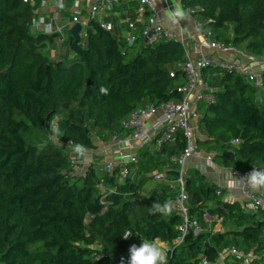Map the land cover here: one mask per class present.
Here are the masks:
<instances>
[{"label":"trees","instance_id":"16d2710c","mask_svg":"<svg viewBox=\"0 0 264 264\" xmlns=\"http://www.w3.org/2000/svg\"><path fill=\"white\" fill-rule=\"evenodd\" d=\"M181 5L198 9L195 15L206 21L201 30L233 28L231 39H215L264 57V0H181ZM37 16V7L21 0H0V264H121L122 258L126 264L130 246L142 240L168 244L169 264H216L230 248L252 252L251 264H259L264 208L246 212L241 202L225 200L227 191L217 196V185L200 171L189 172L187 179L190 214L205 229V215L223 218V230L190 232L174 245L182 236L181 216L173 210L153 213L151 207L174 195L161 184L150 188L154 178L144 175L141 165L134 180L106 177L104 192L94 166L71 177L65 149L33 136L57 120L64 144L92 151L94 132L100 139L123 132L120 123L137 108L179 101L177 89L186 81L183 46L169 40L127 47L92 21L83 38L65 32L71 60H53L46 46L55 37L32 32ZM210 71L218 73L220 89L201 118L205 138L198 146L219 148L215 159L226 167L264 169V84L259 105L257 91L243 76ZM233 140L240 144L231 147ZM183 146L180 137L156 157L177 154ZM231 152L234 157L226 158ZM125 233L132 236L124 239Z\"/></svg>","mask_w":264,"mask_h":264},{"label":"built area","instance_id":"2783aa9c","mask_svg":"<svg viewBox=\"0 0 264 264\" xmlns=\"http://www.w3.org/2000/svg\"><path fill=\"white\" fill-rule=\"evenodd\" d=\"M21 1L24 4L37 7V21H34L32 28L38 34L40 27H45L46 32L44 34L55 37L53 44H56L61 51V48L67 43L65 35L67 29L60 24L61 10L65 7V0ZM137 1V12L140 15L146 14V20L142 21L140 29H138L137 22H129L127 26L131 34L125 42L119 36L117 39L127 47H132L138 42L145 46H155L169 40L179 42L186 52V61L181 65L186 81L177 89L181 99L172 102L147 103L134 110L129 118L120 123L123 132L118 131L110 135L108 151L112 153L111 159L99 162L94 150L87 152L82 161L70 158L71 168L68 175L71 177L84 175L89 167L94 166L101 175L99 187L106 192L109 191L106 185V177L115 179L117 182L136 178L140 163L139 152L152 146L154 153L161 154L165 147L175 145L177 140L182 137L184 142L182 150L177 154L168 156L169 162L174 168L156 170L151 174L156 183L165 186L174 195L173 211L177 212L183 220L180 225L182 236L175 241V244L180 245L184 236L190 232L195 235L205 230L215 233L221 232L222 230H218L215 226L221 227L223 224V218H210L209 215H205L204 223L208 225V228L205 229L201 222L190 214L191 204L187 191L188 161L198 155V140L203 138L199 134V123L203 112L216 102L214 91L204 83L203 73L217 69L243 76L255 88L257 97L260 99L264 74L262 70H257L252 65L242 61V59L247 58L248 52L233 44L215 39L211 28L200 29V45L194 51L191 48L192 40L184 31L182 23L184 19L174 20L176 29L167 28L161 19V8L157 0ZM121 2L122 0H74L70 29L76 24H80L79 38H83L90 22L95 21L103 30L114 35L115 26L112 22L106 21L105 16ZM163 2L165 10H171L176 4L182 7L181 0H175L173 5L170 4L169 0H163ZM47 3H52L54 10V13H49V18L45 8ZM185 11L187 17L193 19L198 9ZM53 44H47L46 51L51 53ZM210 53L219 54L220 57H212ZM56 55H60V53L58 52ZM222 55H229L232 60L225 59ZM262 58L264 59V57ZM171 77H174V73L171 74ZM239 144V140H233L229 145L236 147ZM66 145L74 150L75 146L71 142ZM217 155V153H209L205 157V163L200 168L201 171L216 170L222 174L225 186L217 187L214 193L221 196L225 190L227 191L226 198L234 202L235 199L228 193L239 188L241 203L246 212L264 208V188L253 189L248 185L246 176L253 168H259L254 166L246 171L229 168L216 161ZM117 169H119L118 172ZM232 256L243 261L242 264H251L253 261V254L248 255L236 248H230L221 253L216 264H233L229 261ZM202 264L211 263L203 261ZM259 264H264V254L261 256Z\"/></svg>","mask_w":264,"mask_h":264},{"label":"crops","instance_id":"0c3cea01","mask_svg":"<svg viewBox=\"0 0 264 264\" xmlns=\"http://www.w3.org/2000/svg\"><path fill=\"white\" fill-rule=\"evenodd\" d=\"M81 1H84V0H81ZM157 1H158V3H160L161 0H157ZM73 2H74V0H65V7L61 11L62 19L60 21V24L62 26H64L67 30H70V23H71V19L73 17V11H72ZM47 4H50L51 7L53 8L52 3H47ZM137 5H138L137 0H122L121 4L116 5L114 10H112L111 12L106 14V16H105V20L108 22H112L115 26L114 36L115 37L119 36L120 38H122L123 42H125L126 38L131 34V31L128 29L127 24L129 22H137L138 29H140L142 21H145L147 18L146 14H144V15L138 14V12H137L138 6ZM83 7H84V5H83ZM67 14H70V16H68ZM197 16H200V15H195L194 18ZM161 19L163 20V22L167 28H175L176 29V27H175L176 24H175L174 20L168 18L165 9L161 10ZM187 19H188V17H187ZM187 19L184 18V21L182 22L183 27H184L185 34L191 38V40H192L191 48L195 51V50H197L198 46L200 45V37H199V33L201 32L200 26L205 25L206 21L203 20L202 22L197 23L196 20H195V22L192 20L194 22V28H193V30H190L184 26ZM212 31H213L214 36L219 35V36H223L227 39H231L233 37V28L232 27H230V28L228 27V28L220 30V31L212 29ZM52 47H53V51L50 53L51 58L53 60H62L61 55H56L58 52L61 54L59 47L56 44H53ZM54 51H56V53H54ZM210 55L212 57H215V58L220 57V55L216 54V53H210ZM222 57L225 59L232 60V58L229 55H222ZM242 61L247 62L248 64L252 65L257 70H262V71L264 70V59L263 58L255 57V56L248 53L247 58L245 60L242 59ZM211 74H212L211 71H207V72L203 73L204 83H206L210 87V89L213 91L219 90L220 88L218 86H215V83L211 81L212 77H213ZM213 83H214V85H213ZM262 95L263 94L261 92V97H262ZM203 114H204V112H203ZM199 131H200L199 134L202 135L203 138H205L203 135L201 122L199 123ZM94 151L96 153L95 154L96 158L99 162H102L106 159H111V157H112V153L110 151H108V145H105L102 141L95 143ZM87 152H90V151H87ZM152 152H154L152 146L145 148L144 150L139 152V160H140L139 165H141L140 169L142 171H146L148 169H151L152 167L161 166L158 169H152L151 172L149 174H147L146 176H151V174L153 172H155L156 170H164V169L169 170V169L174 168V166L169 162L168 154L163 155V159L160 160V159L152 158L151 157ZM208 152L218 154V153H220V149L217 148V149H215V151H213V149L212 150L209 149ZM209 153H207V155ZM155 155H157V154L155 153ZM207 155L206 154L205 155L199 154V155L195 156L194 158H191L188 161V172H195V171L202 172L200 170V168L205 163V157ZM198 157H200V159H201L199 161V163H197ZM218 163L221 164L220 162H218ZM199 164H201V165H199ZM138 170H139V168H138ZM206 171H204V175L207 176L209 179H211L217 185V187H224L225 186V181H224L221 173H219L216 170H210L211 174H208ZM153 184L154 185H152V186L150 185V188H153L156 185H158V183H153ZM228 194H230L231 197H233L235 199L234 201L239 200L237 198L238 195H240V197H241V192H240L239 188L238 189L235 188L234 190H232ZM225 200L229 201L228 198H225ZM230 202H233V201H230ZM219 229L223 230V227L219 226L218 230ZM251 254H253V253L252 252L248 253V255H251ZM234 260L235 259H233L232 257L229 259V261L233 264H242L243 263V261L239 260L238 262H235Z\"/></svg>","mask_w":264,"mask_h":264},{"label":"clouds","instance_id":"9594fccd","mask_svg":"<svg viewBox=\"0 0 264 264\" xmlns=\"http://www.w3.org/2000/svg\"><path fill=\"white\" fill-rule=\"evenodd\" d=\"M166 14L169 19L176 21L187 18L186 11L179 4H176L171 10H166ZM100 92L107 95L109 90L102 86ZM51 131L54 135H58V126L55 123L51 125ZM86 151L87 149L84 145L77 144L74 147V153L79 157H83L86 154ZM246 176L248 185L253 189L264 188V169L253 168V170ZM151 207L153 213L169 215L173 210V202L165 201L160 203L159 201H156ZM129 236H132L131 233H125L123 238L127 239ZM129 253L130 257L126 264H169L166 249L156 241L142 240V243L139 246L135 244L131 245ZM121 264H125L123 258Z\"/></svg>","mask_w":264,"mask_h":264},{"label":"rangeland","instance_id":"374dc122","mask_svg":"<svg viewBox=\"0 0 264 264\" xmlns=\"http://www.w3.org/2000/svg\"><path fill=\"white\" fill-rule=\"evenodd\" d=\"M170 1V4L171 5H173L174 3H175V0H169ZM159 4V7L160 8H162V9H165V6H164V2H163V0H161L160 1V3H158ZM40 8H43L42 6H40ZM46 10H47V17L49 18L50 16H49V13H54V10H53V8L51 7V5L50 4H47L46 5ZM161 9V10H162ZM62 11V10H61ZM195 22V20L197 21V23H200V22H202L204 19L202 18V17H200V16H197V17H195V18H193V19H190V18H188L187 19V21L185 22V24H184V26L186 27V28H188V29H190V30H193V28H194V22ZM35 21H37V19H35ZM230 28V27H229ZM32 32L34 33V34H37V31H34V28H32ZM46 32V28L45 27H43V26H41L40 27V29H39V33H45ZM232 33V32H231ZM138 49H139V46H137V48H135L134 50H130L129 51V58H132V57H134L135 55H136V53L138 52ZM54 53H56V51H54ZM61 58H62V60H65L66 62H69V60H71V58H72V53L70 52V48H69V46L67 45V44H65L62 48H61ZM212 74V82H214V83H218L219 82V76H218V73L216 72V71H212L211 72ZM218 76V77H217ZM214 83H213V85H214ZM257 103L259 104V105H261V100L258 98V101H257ZM53 123H55L56 125H57V120H55V122H53ZM33 136L36 138V139H38L39 140V142L41 143V144H45V143H47V142H52V143H57V144H59V145H61L64 149H65V151L67 152V154L69 155V157L70 158H72V159H75L76 161H79V160H81L82 161V158L83 157H79V156H77L75 153H74V150L71 148V147H69V146H67L66 144H64L63 142H62V140H61V138H60V136L59 135H54L53 133H52V131H51V129L49 130V131H47V132H45V133H40V134H37V133H34L33 134ZM109 139H110V136H106L105 138H103V139H100L98 136H97V134L94 132L93 133V141H94V143H98V142H100V141H102L105 145H109L108 143H109ZM209 151V149H207V150H205L204 148H201V147H199V149H198V155L199 154H201V155H207V153H209L208 152ZM213 151H215V150H213ZM157 155H155V153L154 152H152V158H154V159H157V157H156ZM100 159V158H99ZM201 159H200V157H198V162L197 163H199V161H200ZM217 162H219L218 160H217ZM198 165V164H197ZM199 165H201V164H199ZM159 167H152L151 169H148V170H146L143 174L144 175H147V174H149L150 172H151V170L152 169H158ZM208 174H211L210 173V170H207L206 171ZM202 174H204V171H202L201 172ZM153 183H156V181H153V182H151L149 185H154ZM239 200L238 201H240V202H242V198L240 197V195H238V197H237ZM217 229L219 228L217 225L215 226ZM157 243H159V244H161L165 249H166V251H167V254H168V251H170V246L168 245V244H165V243H162V242H159V241H157ZM174 245H177V244H174ZM241 252H243V251H241ZM244 253V252H243ZM235 262H238V261H236V260H234Z\"/></svg>","mask_w":264,"mask_h":264},{"label":"water","instance_id":"95a60500","mask_svg":"<svg viewBox=\"0 0 264 264\" xmlns=\"http://www.w3.org/2000/svg\"><path fill=\"white\" fill-rule=\"evenodd\" d=\"M81 31V25L80 24H76L75 26H73L70 29V33L72 35L73 38L78 39L79 38V33ZM226 158H232L234 157V153H229L225 155Z\"/></svg>","mask_w":264,"mask_h":264}]
</instances>
